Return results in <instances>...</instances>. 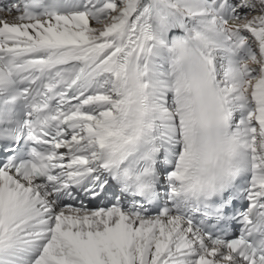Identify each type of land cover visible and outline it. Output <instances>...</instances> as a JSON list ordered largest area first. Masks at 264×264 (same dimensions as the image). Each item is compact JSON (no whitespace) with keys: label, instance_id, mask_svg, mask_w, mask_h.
I'll use <instances>...</instances> for the list:
<instances>
[{"label":"snow or ice","instance_id":"1","mask_svg":"<svg viewBox=\"0 0 264 264\" xmlns=\"http://www.w3.org/2000/svg\"><path fill=\"white\" fill-rule=\"evenodd\" d=\"M0 264H264V0L0 3Z\"/></svg>","mask_w":264,"mask_h":264}]
</instances>
